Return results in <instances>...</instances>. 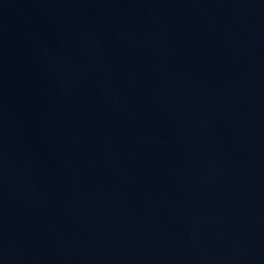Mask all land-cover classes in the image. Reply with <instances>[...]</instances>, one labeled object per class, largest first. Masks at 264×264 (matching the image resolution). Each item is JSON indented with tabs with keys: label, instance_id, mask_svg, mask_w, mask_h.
<instances>
[{
	"label": "water",
	"instance_id": "obj_1",
	"mask_svg": "<svg viewBox=\"0 0 264 264\" xmlns=\"http://www.w3.org/2000/svg\"><path fill=\"white\" fill-rule=\"evenodd\" d=\"M0 264H264V0H0Z\"/></svg>",
	"mask_w": 264,
	"mask_h": 264
}]
</instances>
